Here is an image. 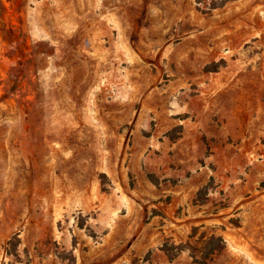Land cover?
Masks as SVG:
<instances>
[{"label":"rangeland","instance_id":"374dc122","mask_svg":"<svg viewBox=\"0 0 264 264\" xmlns=\"http://www.w3.org/2000/svg\"><path fill=\"white\" fill-rule=\"evenodd\" d=\"M0 264H264V0H0Z\"/></svg>","mask_w":264,"mask_h":264},{"label":"trees","instance_id":"16d2710c","mask_svg":"<svg viewBox=\"0 0 264 264\" xmlns=\"http://www.w3.org/2000/svg\"><path fill=\"white\" fill-rule=\"evenodd\" d=\"M218 242H222V245L220 246V250H222L224 248V244H223V240L221 238H217L216 239Z\"/></svg>","mask_w":264,"mask_h":264}]
</instances>
